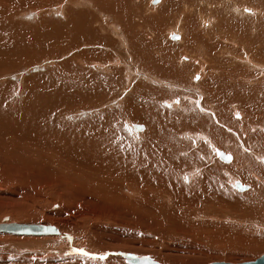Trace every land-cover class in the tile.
Masks as SVG:
<instances>
[{"label": "bare ground", "instance_id": "obj_1", "mask_svg": "<svg viewBox=\"0 0 264 264\" xmlns=\"http://www.w3.org/2000/svg\"><path fill=\"white\" fill-rule=\"evenodd\" d=\"M11 1L0 0V61H2L0 71L2 70V74L14 67L12 65L10 68L6 59L9 56L2 57L3 53L10 51L13 54L17 52L21 55L32 49L31 54L24 53V56L18 55L16 58L14 55V57L26 60L33 59L34 56L31 57V55L44 54L43 57L49 56L51 60H57L55 64L58 69L56 71L66 68L68 71V68H71L73 71L79 72H74L69 76V70L68 76L63 80L62 75L64 76V74L58 71L56 73L58 77L52 84L50 83L51 86L46 87L41 84L40 87L32 85L26 88L27 94L28 91L32 93V98H29L31 102L18 105V114L21 115L24 111V118H21L22 120L19 122L18 111L15 112L16 116L13 114L14 111L13 113L9 111L8 117L9 114L10 118H12L11 114L13 115V119L10 120L12 124L10 122L2 124V133H0L2 135L1 146L3 147L2 162L7 160L18 164L16 168L19 167L20 170L26 168L25 170L42 172V174L46 171L52 180H57L55 183L59 186H68L78 192L80 190L85 192V195L88 193L90 196L95 194L109 197L111 193H114L116 196L112 194V197L121 199L141 198L143 203L139 204L141 209L155 213L158 217H164V220L169 218V221L175 216L178 218V214L187 218L195 213L198 214V211L191 209L200 203L211 206L213 199L222 201L219 204L223 205L226 210H235L239 204L242 206L241 209H244L245 201L242 202L243 199L249 200V204L256 202L264 210V206H262L264 202L261 200L264 194L261 187L264 186V162H262L264 161V58L261 56L264 53V41L262 42L264 7L260 11L255 10L254 5H250L253 9L246 7L258 0H240V2L237 0H163L164 4L158 9L159 13L156 8L151 7V9L147 7L148 9L143 10L142 6L145 5L146 0H55L56 3L66 2L64 7L59 8L61 10L59 13H64L66 19H62L61 23L52 18L50 20H47V17L41 19L37 23L39 25L37 31L42 28L43 34L29 32L31 29L28 26L33 23L23 24L20 22V25L10 23V18L15 13L22 8L29 7L25 5L20 8L18 4H15L17 0L13 4ZM157 1L153 0L152 3ZM234 1L237 2L234 3ZM40 2L41 0L32 9L39 8ZM45 3L49 8L54 4L53 0H47ZM121 5H124L125 8L122 9ZM164 6H168L171 12L175 10L173 7L178 9V12L175 13L176 16L173 14V20L176 18L173 23L175 28L172 27V21H170L166 24L167 28L164 29L166 20H162L164 22L154 29L153 27H156L157 23H151L148 18L150 19L152 13L153 15H163L168 11V9L165 11ZM132 7L137 8L136 10L140 9L139 16L138 13L134 14L133 9L130 10ZM115 8L124 11L119 12H122L121 15L125 13V16L129 17L132 26L124 24L125 21L122 22L121 19L117 21L118 17L116 22L108 19L111 12H115ZM103 10L110 14L106 15ZM143 11H147L146 18ZM119 12L118 16L121 18ZM28 15L30 14H27V18H29ZM114 15V17L117 16ZM30 16L32 18V15ZM245 16H251V20L249 19L252 22L250 31L246 29L247 25L241 21ZM70 21L77 22V24H71ZM6 26L15 31L19 29L24 32L13 36L15 33L11 34V32L5 31L7 29L11 31L9 28L5 29ZM168 27L172 28L167 30ZM25 29H28L27 33H25ZM68 30L69 32H66ZM165 30L173 40H179L181 37L177 34L181 35L182 32L184 34L183 43L167 44L164 42L166 41L163 34ZM174 30H178L177 34L174 33ZM4 32L6 35H3ZM22 34L24 36H21ZM10 36H12L11 39ZM38 36L48 42L40 41L38 43ZM21 38L25 43H20L19 39ZM54 39L56 40L52 42ZM60 40L64 41L66 45L62 50L56 48L58 43H61ZM117 40L122 41V47H118L120 43ZM4 44H7L6 46L9 48L2 49ZM185 53L193 57V62H186L191 58L189 55V57L183 55ZM196 55L199 58L195 57ZM148 57L157 61L158 66L164 62L165 66L163 67L165 68L162 69L160 66L161 69H159L155 63L154 67L147 64L151 71L154 70L151 67L156 68V71L154 70L156 74L152 76L150 73V75L142 63L148 62ZM165 57L166 60L163 61L162 58ZM123 63H129L133 68L130 69L127 65H122ZM97 69L98 71H95ZM128 71L132 73L134 71V74L130 73L133 75V80L127 82L131 95L125 101L126 112L124 111V114L128 113L132 116L130 117L131 122L132 120L145 122L147 126L142 123H130L129 120L123 123L120 117L124 114H120L114 109H105L99 120L86 124L85 122L70 124L67 120H62L61 117L70 116L74 109H77L73 105L64 104L66 101L78 103L83 100L82 103L86 102V104L92 103V101L97 103L101 100L103 102L106 100L115 101L114 93L106 92V88L112 89L113 92L117 90L119 84L126 80ZM171 71L173 74H170ZM156 75L158 76L156 77ZM128 77L130 80V76ZM196 77H199V81L194 80ZM89 79L93 82L91 85ZM150 80L155 85L151 84ZM164 82H167V85L173 84V86L164 85ZM8 86L6 85V90L9 89ZM176 86L186 87L185 90L187 92L189 90L190 93L182 92L183 94H181V90H178ZM221 86L228 90L236 88L239 91L237 94L227 93L225 106L215 97L216 89L218 90ZM168 87L174 90L170 89L168 92ZM104 90L105 92H103ZM1 91L0 108L2 100L5 98L4 92ZM168 93H172L173 96L170 97ZM179 95L184 100L179 99ZM49 100H51V105H49L50 102L37 104V101ZM24 101L26 102V100ZM16 102L17 105L18 102ZM164 102L175 109H166L162 106ZM7 106L6 100V108ZM6 108L5 111L3 108L0 109V117L2 112L6 114ZM237 113L241 119L236 118ZM58 115L59 118H56ZM6 119L4 117V120ZM165 121L168 124L177 125L166 127ZM125 124L136 131L146 128L144 135H137L143 138L141 147L126 139L127 136L122 135L121 128ZM31 125L38 132L32 130L36 136L29 137L28 135L27 137L26 134H29L28 131L32 128L28 126ZM200 127L201 130L196 132ZM216 127L232 134H221L224 135L223 137L212 134L211 130ZM21 128L25 131V135L22 131L19 132ZM182 130L188 132L182 133ZM3 131H5V135ZM189 131H194V133H189ZM204 131L210 135V138ZM224 139L228 142H224ZM209 146L216 152L218 158L223 159L222 162H219L224 165L221 168L226 169L228 181L239 190L247 189V184L243 185L239 181L250 183L252 185L249 186L256 189V194L237 196L236 201L233 199V202L229 201L231 198L228 199L229 197L225 195L226 191L213 183V180L216 181L213 179L214 174L218 173L213 172L216 167L212 164V158H218L208 155L206 158L209 159V162L207 159V162L201 159ZM9 147H12V150ZM10 152L11 154H8ZM219 154L230 155L231 160L235 159V161L227 163L225 158ZM199 157L201 158L199 159ZM50 163L54 165L53 171H47L51 168ZM214 163L217 164L216 160ZM226 163L229 165L227 166ZM57 165L61 169H58ZM192 167L194 169H191ZM2 172L4 174V171ZM183 176L192 181L190 186L181 180ZM120 192L121 194H118ZM166 198L173 202L171 204L174 209L171 210L165 206ZM137 200L139 201V199ZM186 206L187 208L192 206V208L188 210L184 208ZM138 209L135 210L138 211ZM221 215L216 218L209 217L210 220L207 223L210 226L213 225L214 228L215 225H221L225 228L233 227L235 229L243 227L240 221L247 218L232 216L231 218L235 220L238 218L237 221L240 224L228 225L223 214ZM218 217H221L222 221L217 220ZM190 220L192 219L190 218ZM233 222L236 221L233 220ZM192 223L195 225V220ZM0 224L8 225V229H2L0 232L20 235L38 237L60 232L59 226L46 223L11 222L9 217H6ZM26 224H38L41 229L50 230L46 233L23 232V225ZM254 224L260 228L255 234H260V236L256 235V238L259 239L256 243L260 246L258 248H261L264 243L261 240L264 235L262 234L264 230L261 227L264 226V223L256 224L254 221ZM38 229L39 227L36 230ZM64 236L69 237L68 234ZM240 245L242 246V243ZM69 250L70 254L75 253V249L70 247ZM126 252L121 250L112 253V255L124 260L123 256L127 259L124 260V264H131L128 256L134 254ZM97 255L89 256L96 258ZM98 256L104 258L107 255L103 253ZM151 259L155 261L154 258Z\"/></svg>", "mask_w": 264, "mask_h": 264}, {"label": "rangeland", "instance_id": "obj_2", "mask_svg": "<svg viewBox=\"0 0 264 264\" xmlns=\"http://www.w3.org/2000/svg\"><path fill=\"white\" fill-rule=\"evenodd\" d=\"M15 1L16 0H12L11 3L13 4L15 3ZM38 1L40 0H17L15 4H18L20 8L22 6L25 7V5H28L29 7L22 8L19 12L15 13V15L12 16L14 20H12L13 18L11 17L10 23L12 22L17 23V25H20V22L23 24L33 23L34 25L31 24L32 28L30 25L28 26L31 29L29 32L31 33L32 31L33 33L43 34L44 32L41 30L42 29L41 27H40L41 29L37 31L39 27L37 23L41 19H45V17H47V20H50V18H52L53 20H56V22L59 21L60 23L66 19L64 16V13L63 14L59 13L61 11L59 10V8L61 6L64 7L65 6L64 4L66 2L62 1L60 3H56L55 0H53L54 4L52 6L49 5L51 6L49 8V7H46L48 5L47 3H45L47 2V0H41L39 4V8L35 10L32 9L34 6H37ZM237 1L240 2V0H237ZM152 2L153 0H146L145 5L142 6L143 10L148 9V8L149 9L156 8V10H158L164 4L163 0H158L156 3H152ZM236 2L234 1V3ZM263 4H264V0H258V1H254V4L253 3L249 4V6L246 5V7L252 8V6L250 5H254L255 10L260 11L264 7ZM154 6H158V7H154ZM121 8L124 9L125 6L121 5ZM168 8H169L168 6H164L165 11H167ZM173 8L175 9L173 10V12H171L168 9V11L164 12L163 15L162 14L153 15V13L150 15V19L148 18V20H150L151 23L153 22L154 24L157 23L156 27H153L154 29L160 26L164 22L162 20H166L165 25L168 24V22L172 21L171 25L173 27L174 20L176 21V18L173 20L174 15L176 16L175 13L178 12V9L176 7H173ZM122 9L117 10V8H115L114 9L115 12L114 13L111 12V14L106 12V10H103V11L106 13V15L110 14L109 15L110 18L108 19L112 20V22L113 21L116 22V18L118 17L117 21L118 20L120 21L121 19L122 22L124 21L126 22V23L124 22V24H127L128 26H132V23L129 17H126L125 13L122 14L123 16L121 15V13L124 12ZM132 9L134 10V14L138 13V16H139L140 9L136 10L137 8L132 7L130 10L132 11ZM119 11H122V12L120 13ZM118 12L120 13L121 18H119ZM152 12H155V11H152ZM143 13L144 15L146 14L145 15V18H146L147 11H143ZM158 13H159V10H158ZM19 14L21 15L19 16ZM27 14L32 15V18L30 15H28L29 18H27ZM114 14H116L117 16L114 17L115 16ZM254 14H257V13H254ZM251 16L255 17L257 15H251ZM251 16L249 17L245 16L246 18L242 17L241 19V21L247 25L245 27L248 31L251 30L250 28L251 23H252L250 21ZM262 18L264 21V16H262ZM34 21L36 22L37 25L35 24ZM67 21H68V17H67ZM156 21H159V22H156ZM70 23L77 24V22L73 23L71 21ZM165 27L167 28V25L164 26L163 28L166 29ZM172 27H168L167 30H169ZM7 28L9 27L6 26L5 29ZM10 30L11 31H8L7 29L5 31L11 32V34L15 33L13 36L24 32L23 30L21 32L19 29L15 31L13 30V28ZM167 30H165V32L163 33L164 39L166 37V41L164 42H166L167 44L183 43L184 34H182V32L180 35V34H177L178 30H174L175 32L174 31L173 32L179 35L181 38L179 40L178 39L173 40L170 38L169 35H167L168 34ZM27 32H28V29H25V33ZM66 32H69V30ZM75 33L76 32L74 31V34ZM3 35H6L5 32ZM17 36L19 37V35ZM21 36H24V34H22ZM11 37L12 36H10L9 38L11 39ZM35 37H36V34H35ZM38 39H39L38 43L40 41H43L44 43L48 42L46 39L42 37L40 38L39 36H38ZM263 39L264 37H262V42L264 41ZM23 40H27V39H23ZM55 40L56 39H54L52 42H54ZM19 41L20 43H23V42L25 43V41L22 42V38L19 39ZM177 42H180V43H177ZM112 43L114 44V42ZM118 43H120L118 47H122L121 45L122 41L119 40ZM6 45L7 44H4L2 49L9 48ZM58 45L56 48L60 50L64 49L66 46L64 41L63 42L61 41V43H58ZM28 51L23 52V54L21 55L15 51L13 52H15L16 54H13L10 51H8L9 53L5 52L2 54V57L5 55L9 56L6 58L8 60L7 63L9 64L10 68L12 65L14 67H12L13 69L11 68L10 70L5 71V73L3 74H2V70L0 71V87H1L0 91L2 90L1 92H4V95H5V98L2 100L1 108L4 109L3 111H5L6 100H7L8 106L6 108V114L9 113V111L10 113H13L14 111L13 114H15L14 116H16L15 112L18 111L17 116L18 115L20 116L19 122H21L20 121L22 120L21 118H24L23 115H25V112L23 111V114L21 115L18 114L19 113L18 105L29 104V101H30L29 98H32L31 91L30 92L28 91V94H27L26 88L32 85L34 86L38 85V87H40L41 84L48 87L50 83L52 84L53 81L58 77L56 74L58 71L59 73L61 72V74H64V76L62 75L63 80L66 79V76H68L69 73H70L69 74L70 76L74 72H79L76 70L73 71V69L71 68H68L70 72L69 70L68 71L66 70L67 68L63 69L62 71L60 70L56 71L58 69L57 64H55L57 60H51L49 56L43 57L44 54L31 55V57L34 56L33 59H30V58L26 60L16 59L18 58L17 57L18 55L24 56V53L31 54V51L30 50ZM14 55L16 58L14 57ZM183 55L188 56L189 54L187 55L185 53ZM198 55H196L195 57L199 58ZM161 56L163 57V55ZM189 56L188 57L191 59L186 62H190V61L193 62V57L191 55ZM261 56L264 58V53H262ZM53 58L56 59L57 57H53ZM180 58H181V55H180ZM152 59L148 57V60H147L148 62L146 63L142 62V63H144L145 67L148 69V73L149 74L151 73L153 76V74L154 75L156 74L155 72L156 68H153L154 67L153 65L154 63L156 64L158 62L157 61L155 62ZM162 60L163 61L166 60V57L164 59L162 58ZM0 64H2V61H0ZM147 64L149 66L152 65L153 67L151 68L154 69L155 71L149 70L150 68L149 66H147ZM122 65H127L128 67H130V69L133 68L132 66H130L131 64L129 65V63L127 64L123 63ZM156 65L158 66V64ZM160 66L162 69H164L165 68L163 67L165 66L164 62H161ZM160 66H158L159 69H161ZM139 67L143 69V67L141 66ZM95 71H98V69ZM67 72L69 73L67 74ZM130 73L132 72L130 71L128 74ZM128 74H126V80L120 83L118 89L115 90L114 92L111 91L112 89L110 90L106 88V92H109L111 94L114 93L115 96L114 95L113 96L115 97L114 98L115 101L112 102V100H106L105 102H103L101 100V101H98L97 103L92 101V103H89V104L88 103L86 104V102L82 103L84 102L83 100L78 103L77 102L72 103V101H66L64 102V104L73 105L77 109H74V111L71 113L72 115L70 116L67 115L68 117L67 116L61 117L62 120L65 119L70 124L72 123L75 124V123H80V122H85L86 124L88 122L99 120V118L102 116L105 109H111V110L114 109L120 114L121 113L124 114V111L126 112L125 101L131 95L129 84L127 82L133 80L132 74H134V71L132 74L130 75ZM170 74H173L172 71ZM128 76H130V80ZM157 76L158 75H156V77ZM194 80L199 81V79L198 80L194 79ZM89 81L91 82L92 80L89 79ZM92 83L93 82H91L90 85ZM150 83L155 85V83L151 80H150ZM164 83H165L164 85L168 84L167 82H164ZM6 85H9L8 86L9 89L7 90H6ZM63 85L64 83L62 84V86ZM170 85L173 86V84H169L167 86H170ZM176 88H178V90L179 89L181 90L180 91L181 94H183L182 92H186L187 94L190 93L189 90L188 92L187 90H185L186 87L179 88L176 86ZM170 89L174 90L173 88L168 87V92L170 91ZM235 89L236 88L232 90H228L224 86H221L220 88H218V90L216 89L215 97L221 102L223 106H225L226 104L225 98L228 92L229 93L231 92L230 94L239 93L238 89L236 90ZM31 90H35V89H31ZM103 92H105V90ZM7 93L9 94L6 96ZM172 93H168V95L172 97L173 96ZM27 95L29 96L27 97ZM179 99L184 100V98L181 96ZM24 100H26V102ZM16 101L18 102L17 105L15 104ZM47 103L51 105V100L37 101V104H47ZM90 104L94 106H91ZM59 106L61 107L60 104ZM162 106L165 107L166 109L168 108L175 109L167 105V103L165 102L162 104ZM6 114L5 112H2L1 117H0V131H1L0 133H2V124H7V123L9 124L10 120L13 119L12 114H11L12 118H10V114H9V117H8V114L7 116ZM3 116L7 119L4 120ZM130 117L132 116H130V114L127 113V114H124L120 118H122L123 123L129 120L130 123L133 122V123L146 124L145 122H138V121L134 122V120H132L131 122ZM56 118H59V115ZM14 119L18 120V118L16 117H14ZM47 121L48 123H50L49 120ZM156 121L158 122V119ZM164 125H166V127H170V126L174 127L177 124H173V123L168 124L165 121ZM125 126L121 128V130L123 131L122 135L127 136L126 139L132 141L133 143L135 142L136 145L138 144V146L141 147L143 145L142 144L143 138L137 135H141V134L144 135V133L146 132V128L145 130H142V131H136L133 128L128 127L127 124H125ZM28 127L30 128L32 127V125ZM33 127L29 129L28 131L29 134L28 133L26 134L27 137L28 135L29 137L36 136V133L35 135L33 133L38 132V131L34 130L35 128L33 129ZM219 129H217L216 127V129L214 128L213 130H211L212 134H216L220 137H223L224 135H221V134L230 133L224 130L223 132ZM32 130L34 132H32ZM200 130H201V127L198 128L196 132ZM20 131H22L23 134L25 135V131H23L22 128L21 130H19V132ZM174 131L175 129L171 133L173 134ZM3 132L5 135V131ZM140 132H143V133H140ZM185 132L187 133L188 131L182 130V133H185ZM204 132L210 138V135H208L206 131ZM30 133L33 135H31ZM189 133H194V131H189ZM1 137L2 135L0 136V147H1L0 148V222L4 221L6 217H9L11 222L14 221V222H21V223H42V224L46 223V224L54 225L56 227L59 226L58 228L60 229L58 230L60 232L59 234L42 235L38 237L30 236V235H20V234H14V233L0 232V264H121L122 262H123L122 264H124V260L125 261L127 260L125 257L122 256V258L124 259L122 260L121 258L112 255V253H115L121 250L127 251L126 253L130 252L139 257L149 256L151 258H154L155 261L159 262L160 264H210L212 262H217V261L218 262L224 261V262H231V263H239V262H244V261L255 260L259 258L260 256L264 255V243L261 248H258L259 244L256 243V241L259 240L256 237L260 236V234L259 233L255 234V233H257V231H259L260 228H257V226L254 224V221L256 224H258V222L264 223V210H262V207L258 205L256 202L255 204H249L250 203L249 200L243 199L242 201V199H240V201L242 202L245 201L244 202L245 208L241 209L242 206H240L241 204H239L235 210L231 211V210H226L223 207V205L220 206L222 201H219V199L218 200L213 199L211 200V203H212L211 206L203 205V203H200L201 205L199 204L193 208L192 206H188V208L187 206L184 207V208H187L188 210L192 208L191 210L198 211V214L195 213L189 218H187L184 215L181 216V214L180 215L178 214L177 215L179 216L178 218L175 216L173 217V219H170V221L168 220L169 218L168 219L165 218L164 220V217H161V216L158 217V215L155 213H150L146 210H143V208L141 209V205L143 204L141 202L142 201L141 198L135 197V200L139 199V201L137 200L139 202L138 203L135 200H128V199H121L118 197H112L113 196L112 194L114 193H111L109 197L108 196L101 197L95 194L90 196V194L88 193L85 195L84 194L85 192H82L80 190H79L80 192L79 193L78 190H75L71 187L59 186L58 184H56L57 180L54 178H53L54 180H52V177L48 176V173L46 171L45 173L42 174V172L25 170L26 168H23V170H20L19 167L18 169L16 168L18 164L9 162L7 160H4L2 162V148L3 147L1 146L2 145ZM181 138L183 139V137ZM224 140H225L224 142H228L226 139ZM26 142H29V141L26 140ZM9 148L12 150V147H9ZM213 151L214 150L209 146L207 148L206 154L202 155V158L199 157V159L200 158L204 159L205 162H207L208 160L209 162V159L206 158L208 157V155H210L211 157L214 156L218 158L216 152L215 151L213 152ZM8 154H11V152ZM214 159L212 158L213 163L211 162L213 166L216 167L214 168L213 172L214 173L217 172L218 174L217 175L214 174L215 178L213 177V179H216V181L213 180V183L215 186H218L221 189H224L226 191L225 195L229 197L228 199L231 198V200H229L230 202L236 201L239 196H243L245 194L248 196H251V194H256L255 192L256 189L252 188V186H249V185H252L250 183H244L242 181H239L243 185L247 184L246 185L247 189L245 190H239L237 187L231 184V182L228 181V175L226 173V169L224 170L221 168V166H224L223 163H220L223 161V159L220 157L218 159H215L217 164L214 163L215 162ZM234 161L235 159H233V161L231 160L232 163ZM218 163L221 165H219ZM226 165L228 166L229 164L226 163ZM6 166H13V167H6ZM50 166L51 168L47 169V171H51L52 168H54V165L52 163H50ZM57 166H58V169H61L59 165ZM191 169H194V167H192ZM2 171H4V174ZM181 180L189 186L192 182L190 179H187L185 176H183ZM261 187L263 188L262 192L264 193V186H261ZM118 194H121V192ZM114 196H116V194H114ZM107 198H109L110 200L112 199V200L110 201ZM261 198H262L261 200L264 202V194L262 195ZM167 199L168 198L165 199V202H166L165 206H167L168 209H171V210L174 209L172 206L173 202L170 199L169 200ZM246 202H248V204H246ZM134 207H136L137 209L139 208L138 211L135 210L136 208ZM221 214H223L225 221H227L228 225H232V224L238 225L241 223L242 224L241 226L243 227L241 228L236 227L234 229L233 227L225 228L224 226H221V225H215V228H214L213 225L210 226L207 223V221L210 220L209 217L216 218L218 215L222 216ZM232 216L247 217V218L245 219L243 218V220L241 219L239 223V221H237L238 218H236L235 220L231 218ZM190 218L192 220H190ZM193 220H195V225L192 223ZM217 220L222 221V218L218 217ZM231 220L232 222H230ZM233 220L236 222H233ZM261 228L262 230H264L263 229L264 226ZM217 229L219 230V233ZM225 229L226 230L229 229V230L226 232ZM65 234H68L69 237L64 236ZM261 240H263L264 242V235ZM236 243L238 244L236 245ZM241 243H242V246L240 245ZM255 246L257 247L256 249H255ZM70 247L75 249L74 254L69 253ZM103 253L104 254L106 253L107 256H105L104 258H100L98 255H102ZM93 254H96V255L98 254L97 256L99 258L97 256L96 258L91 257Z\"/></svg>", "mask_w": 264, "mask_h": 264}, {"label": "water", "instance_id": "obj_3", "mask_svg": "<svg viewBox=\"0 0 264 264\" xmlns=\"http://www.w3.org/2000/svg\"><path fill=\"white\" fill-rule=\"evenodd\" d=\"M224 158L226 157L225 155L223 156ZM14 226V225H13ZM12 226V227H13ZM8 225L6 224H0V230L2 229H8L7 228ZM39 227L38 230H36ZM23 232H40V233H46L48 232L50 229L46 230L45 228L40 227V225L38 224H26L23 225ZM129 257V261L131 264H158L157 262H155L153 259H151L150 257L144 256V257H138L136 255H130ZM210 264H264V255L260 256L259 258L255 259V260H251V261H244V262H239V263H231V262H224V261H217V262H212Z\"/></svg>", "mask_w": 264, "mask_h": 264}, {"label": "snow or ice", "instance_id": "obj_4", "mask_svg": "<svg viewBox=\"0 0 264 264\" xmlns=\"http://www.w3.org/2000/svg\"><path fill=\"white\" fill-rule=\"evenodd\" d=\"M196 79L198 80L199 77H196ZM236 118H237V119H241V117L239 116V113L236 114ZM219 155L224 156L225 154H219ZM225 162H227V163H230V162H231V157H230V155H227V156L225 157ZM262 162H264V161H262Z\"/></svg>", "mask_w": 264, "mask_h": 264}]
</instances>
